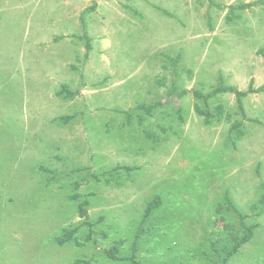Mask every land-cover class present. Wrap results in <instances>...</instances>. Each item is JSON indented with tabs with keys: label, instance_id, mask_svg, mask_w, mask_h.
Listing matches in <instances>:
<instances>
[{
	"label": "rangeland",
	"instance_id": "obj_1",
	"mask_svg": "<svg viewBox=\"0 0 264 264\" xmlns=\"http://www.w3.org/2000/svg\"><path fill=\"white\" fill-rule=\"evenodd\" d=\"M260 50L264 0H0V264H129L106 251L123 242L120 257L130 256L155 197L163 205L146 222L139 259L216 264L212 244H233L215 220L241 232L226 193L257 226L228 264H264V92L241 107L231 93L208 102L192 94L260 89ZM62 85L78 95L58 97ZM173 88L191 91L179 118L171 99L151 115L138 109ZM196 106L211 114L208 125ZM85 200L94 241L59 246L64 228L85 222Z\"/></svg>",
	"mask_w": 264,
	"mask_h": 264
},
{
	"label": "trees",
	"instance_id": "obj_2",
	"mask_svg": "<svg viewBox=\"0 0 264 264\" xmlns=\"http://www.w3.org/2000/svg\"><path fill=\"white\" fill-rule=\"evenodd\" d=\"M211 2V4L213 3V0H209ZM257 6L256 3H250L247 5H243V6H239L236 8H238L239 11H244L247 9H251L252 7ZM220 8H222V6H219ZM233 8L235 7H229L230 12L233 10ZM96 8L94 7L93 10H95ZM232 18H228L227 20H231ZM63 38H56L55 40L58 42L60 40H62ZM90 51H92V47L91 44L89 43L88 39H87V53H86V59H88L89 57V53ZM258 54L261 56H264V50H260L258 51ZM264 92V86H262L260 89L254 90L252 85L250 86V89L247 93H243L240 92L239 90L232 88V87H223L220 86L218 87L216 90L208 93V94H202L201 92H193V97L195 100L197 101H204V102H208L210 101L212 98H214L217 94H221V93H231L234 94L240 104L241 107V99L243 97H246L248 94H258V93H263ZM191 94V91L189 90H183V91H177L174 88L172 89V91L168 94V97L165 98V100L163 101H158L152 105L149 106H145V105H140L138 106V109L142 112H144L147 115H151L155 110L157 109H163V106L167 104V101H169V99H171V101H173L175 103L176 107V114L177 117L179 118V114H181V109L179 107V103L178 101ZM78 95L77 92H71L69 90V87L66 85H62L60 88V91L57 93L58 97H61L63 100L65 101H71L73 100L76 96ZM195 112L196 114L203 118L205 120V124L208 125L211 119V114L209 112H206L202 109H200L199 106L195 107ZM216 112L220 117H223V107L218 106L216 108ZM64 118V119H63ZM62 121L65 124H68L69 121H71V119L73 118L72 116H68V117H63ZM241 125L239 123H235L233 124V130L235 129H240ZM149 133V132H148ZM149 135H151V133H149ZM240 136V138L243 137L242 133L239 132L238 133V137ZM125 169V171L129 174L132 169L130 168H126V167H122V168H116L115 170L117 172H119V170H123ZM39 170L50 174V179L53 181L56 179L55 175H52V171H48L43 167H40ZM52 176V178H51ZM96 180H99V178L94 177ZM74 190H75V194H73L72 196H70V200L72 201H79V199L81 198L80 195L77 193L78 190L80 189L81 185L79 183H75L74 185ZM261 200H264V198H262ZM224 202L226 204V207L228 209V211H232L234 212L239 219L240 222V226H241V232H236V230L229 225L228 223H226V220L220 216L222 214L221 212V208L217 207L216 208V213L217 215H219L221 218H217L214 222L215 224V228L221 231H225V232H229L230 235V239L232 240V247L227 250V251H223V250H219L215 244H212V251L217 253L218 259L216 261V264H228L229 260L234 257L240 250L241 248L248 244L254 237V232L257 229L256 225H247L246 221H247V216L240 214V212L234 207L229 195L226 193L224 196ZM163 205V202L161 200L160 197H155L147 206L145 213L143 215L142 221L137 229V232L135 234L134 237V241L132 243L131 246V253L130 256L127 257H120V245L123 244V242H120V245H115L112 248H110L108 251H106V256L108 257V259L113 260V261H126L129 264H145L143 263L138 256V243L140 241V239L142 238V236L146 233V229H145V225L146 222L151 218L152 214L154 213V211H156L157 209L161 208ZM89 206V202L87 200L81 202L78 205V213L81 219H84L85 222H83L81 225L77 226V227H72V228H64V231L62 233V235H60V237H58L56 239V242L59 246H64L68 243H73L75 242V244L77 246H84L87 245L91 242L94 241V236L96 235V231L94 230V227L96 225L90 223L88 221L89 219V215H88V211H87V207ZM251 211L254 212V209L257 208V204L252 205L251 207ZM84 226H87L89 228L87 234L84 237L83 242H79V237L78 234L81 231V229H83ZM90 264L89 262H83V261H79L77 264Z\"/></svg>",
	"mask_w": 264,
	"mask_h": 264
},
{
	"label": "crops",
	"instance_id": "obj_3",
	"mask_svg": "<svg viewBox=\"0 0 264 264\" xmlns=\"http://www.w3.org/2000/svg\"><path fill=\"white\" fill-rule=\"evenodd\" d=\"M162 69H163V67H162ZM84 92H82V94H83Z\"/></svg>",
	"mask_w": 264,
	"mask_h": 264
}]
</instances>
